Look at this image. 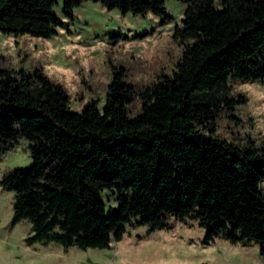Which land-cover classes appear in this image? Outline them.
<instances>
[{"label":"trees","instance_id":"1","mask_svg":"<svg viewBox=\"0 0 264 264\" xmlns=\"http://www.w3.org/2000/svg\"><path fill=\"white\" fill-rule=\"evenodd\" d=\"M81 1L61 0L64 15L73 18ZM93 1L171 18L164 0ZM180 1L171 35L183 51L172 73L135 88L120 66L102 108L93 100L71 110L64 86L39 68L0 65V154L24 136L31 155L0 184L13 191V221L31 223L29 242L102 248L128 225L155 230L190 218L206 229L204 243H255L264 262V140L217 133L222 111L235 117L246 101L230 80H264V0ZM57 2L0 0V31L51 36L65 25L52 12ZM107 189L118 201L109 210Z\"/></svg>","mask_w":264,"mask_h":264},{"label":"rangeland","instance_id":"2","mask_svg":"<svg viewBox=\"0 0 264 264\" xmlns=\"http://www.w3.org/2000/svg\"><path fill=\"white\" fill-rule=\"evenodd\" d=\"M171 18L121 12L106 8L99 1L82 0L73 8V18L64 15L62 2L52 12L65 22L49 37L29 33L0 31V65L31 72L39 68L61 83L69 94L71 110L80 111L95 100L99 108L106 101L107 86L120 66L124 79L139 88L171 74L183 51V43L172 38L181 24L187 5L180 0H164ZM232 93H241L246 101L233 110H223L217 119V133L231 141L264 140V80H230ZM134 96L128 112L139 110ZM28 142L18 137L0 154V178L14 167L31 163ZM106 210L115 206L114 194L103 191ZM13 191L0 184V264H264L255 243H231L217 236L204 243L206 229L196 219H168V225L148 230L147 225H128L118 241L108 247L79 248L64 246L56 240L29 242L30 221H13Z\"/></svg>","mask_w":264,"mask_h":264}]
</instances>
